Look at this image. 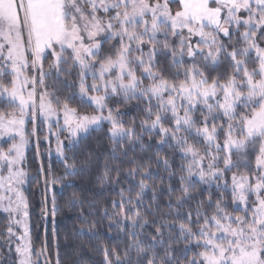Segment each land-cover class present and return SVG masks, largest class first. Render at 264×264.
Segmentation results:
<instances>
[{"label":"snow or ice","instance_id":"snow-or-ice-1","mask_svg":"<svg viewBox=\"0 0 264 264\" xmlns=\"http://www.w3.org/2000/svg\"><path fill=\"white\" fill-rule=\"evenodd\" d=\"M260 41L264 0H0V99L12 109L0 112V141L9 142L6 150L0 147V211L8 214L4 247L12 252L14 245L13 264H39L46 251L33 249L29 204L21 190L28 175L23 167L29 143L26 122L34 124L38 116L49 123L50 132L56 117L52 134L65 168V177H56L50 165L46 185L78 172L68 162L60 132H67L75 147L81 134L103 131L104 123L109 125L110 159L104 161L101 182L122 183L123 169L113 171L111 165L118 155L130 160L125 179L139 177L135 185L120 188L111 214L105 209L109 231L114 223L132 241L123 259L112 250L116 264H264ZM105 45L110 46L107 51ZM69 61L79 69V95L95 105L93 114L79 115L68 100L54 106L46 90L37 93L46 76L54 72L58 77ZM223 64L227 69L220 72ZM29 67L38 76L26 75ZM6 76L11 79L5 81ZM113 98L116 104L110 106ZM133 101L141 113L139 125L136 117L128 124L121 119L120 104ZM154 134L157 144L178 151L182 161L179 188H173L171 177L177 173L163 158L169 176L168 213L163 215H157L158 206L155 212L151 206L141 212L143 193L157 177L150 159L129 156L137 144L140 152L148 151L143 136ZM155 156L159 161L161 152ZM91 161L89 153L83 167ZM155 192L153 187V203ZM56 210L53 196V217ZM148 216L155 218L149 221ZM87 226L93 232L99 224ZM193 244L199 251L189 257ZM103 255L105 264H113L108 248Z\"/></svg>","mask_w":264,"mask_h":264},{"label":"trees","instance_id":"trees-1","mask_svg":"<svg viewBox=\"0 0 264 264\" xmlns=\"http://www.w3.org/2000/svg\"><path fill=\"white\" fill-rule=\"evenodd\" d=\"M260 43L264 46V41H260ZM104 47L105 51H107L110 46L105 45ZM50 61L51 57L49 56L48 60L45 61L46 72H48ZM63 68L64 71L58 77L53 72L52 75L45 78L46 87L51 95L54 106L57 100L60 102L68 100L70 106L76 108L78 112L85 114L94 113L95 108L79 96L78 67L73 66L71 61H69V64L64 65ZM226 69L227 64H223L219 71L224 72ZM90 81L91 78L89 77L88 82ZM5 102L8 103L7 100ZM3 104L6 106L5 103ZM109 104L110 106L115 105L116 99L110 100ZM137 107L138 105L135 101L130 104H120V112L123 114L121 119L125 124L130 123L133 117H136V123L139 125L141 113L137 111ZM38 127V132L42 131V124H38ZM108 127V124H103V131L96 132L92 130L79 138L78 146L74 147L71 145L65 148L68 162L75 163L78 172L74 176H67L61 179L55 185L50 184L53 192L49 193L48 196L47 205L49 206L51 216L48 221L47 231L43 221L44 198L46 196L43 187V174L39 171L41 166L35 150H30V153H28L29 182L24 193L29 204L32 246L37 253L41 249L46 248L48 256H50L54 264H57V261H59V264H105L104 248L109 249L110 259L113 261V264H116V256L111 254L112 250L115 249L123 259L125 246L132 242L131 238L125 233L120 232L114 223L111 225V231H109V221L103 218L105 209L108 210L109 214L113 211L111 204L113 200L118 199L117 193L120 188H128L130 185H135L139 179V177H137V180L125 179L130 160L118 155L115 160H111V165L113 171L117 167L123 169L120 178L122 183L109 184L101 182L104 161L105 159H110V141L107 136ZM137 130L139 131V128ZM158 138L157 134H154L152 137L144 135L143 141L146 145H149V150L140 152V146L137 144L136 152L133 153L129 150V156H135L139 161L150 159V170L157 177L154 181H149L150 187L143 193L141 212H144V209L149 206L155 212L158 206L160 213H157V215H163L168 213L167 204L169 203V176L168 172L164 169L163 158L166 156L169 159L171 169L177 173L176 176L171 177L173 188H179V167L182 161L178 151L157 144ZM157 151L161 152L159 161L155 156V152ZM89 153L92 154V161L87 167H83V162L88 158ZM44 165L47 171V179L50 180L51 176L48 174L49 166L46 159ZM51 169L56 177H65L64 163L61 160L53 158ZM153 187L156 189L155 203L152 201ZM134 191H138V188L134 189ZM213 191H215L214 187ZM53 196H55L57 205L54 217L52 215ZM73 200L75 201L74 206L70 203ZM172 202L175 203L174 196L172 197ZM81 213L84 215L81 216ZM172 215H175V213H172ZM154 218V216H148L149 221ZM82 219L84 220L83 224L81 223ZM92 221H96L99 227L94 229L93 232H89L87 225ZM122 224L127 230H131L128 222H122ZM7 225V215L0 211V264H13L15 256L9 252L7 247H4ZM82 228L83 232H81ZM146 230L149 232L154 231L150 226H147ZM178 247L183 249L184 245L181 243ZM190 249L188 252L189 257L199 251L194 244L190 246Z\"/></svg>","mask_w":264,"mask_h":264},{"label":"rangeland","instance_id":"rangeland-1","mask_svg":"<svg viewBox=\"0 0 264 264\" xmlns=\"http://www.w3.org/2000/svg\"><path fill=\"white\" fill-rule=\"evenodd\" d=\"M176 9H177V5L173 4V11H175ZM44 68H45V72H46L45 64H44ZM8 71H10V69ZM25 73L28 76H32V75L38 76V73H36L31 67L26 69ZM3 79L5 81H8L11 79V76H6ZM91 82L92 81H90L88 83L91 84ZM45 90L49 93V91L46 87V83L44 81V87H42V88L37 87V93L39 94L40 92L45 91ZM50 98H51V95H50ZM82 99L84 101L88 102L89 104H91L95 108V105L92 104L89 100H87L86 97H84ZM5 101H6L5 99H0V112L5 111V110H7V111L12 110L11 107L8 105V103H6ZM3 103H5L6 106ZM78 114L84 115L85 113L78 112ZM91 114H93V113H91ZM32 123L33 122L31 120L27 121L26 127H25V131L28 134L29 143H28L27 147L25 148V161H24L23 167H24V170L27 172L28 175L26 178V182L21 186V190L24 193L25 189L28 186L29 173H28V162H27L28 157L27 156H28V153H30V150L34 149L36 152L38 162L40 163V166L43 167V169H44V172L42 173L43 174L42 179H43V187H44V191L46 193L45 194L46 196L44 198L45 206H44V220L43 221H44V227L47 231L48 221H49V218L51 216L49 206L47 205L48 196H49V193L53 192V190H52V187H50V184L46 185V183H45V180L47 179V171H46V168L44 165V161L46 159L47 165L50 166L53 158L60 160V158L56 154V147H57L56 136L52 134V133H55L57 131V128H56L57 119H56V117L51 118V121H50V123L52 125L51 132L49 130V123L45 122L43 117L38 116L35 123L34 124H32ZM59 123H60L61 127H63V116H62V114L59 118ZM38 124H42V127H41L42 131H40V132H38V129H39ZM104 124H107V123H104ZM33 132H35V134H33ZM84 135H86V134H81L80 137L84 136ZM46 137H47V139H46ZM67 137H68L67 132H60V139L63 141L64 150L66 147L71 146L69 144V139ZM8 143L9 142L7 141V138H5L3 141H0V147L5 148V150H6L8 147ZM41 167H40V169H41ZM5 175H6V173H5ZM2 194H3V191L0 190V195H2ZM24 195H25V193H24ZM28 212H29V208H28ZM5 214L8 215L7 213H5ZM29 218H30V213H29V217H28V224H29V228H30ZM13 227H14V230L18 232V234L20 232H22V229H18L15 225H13ZM13 240H15V238H13ZM11 253H12V255H15L14 254V245H13V251ZM33 259L37 260V257L34 255ZM38 261H39V264H46V262H47V264H54L53 261L51 260L50 256H48L47 250L44 251L43 254L38 257Z\"/></svg>","mask_w":264,"mask_h":264}]
</instances>
